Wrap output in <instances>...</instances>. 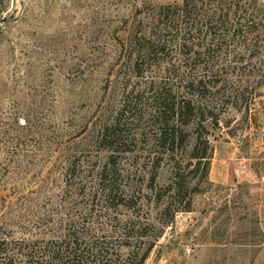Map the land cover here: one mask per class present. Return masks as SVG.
I'll list each match as a JSON object with an SVG mask.
<instances>
[{"label": "rangeland", "instance_id": "1", "mask_svg": "<svg viewBox=\"0 0 264 264\" xmlns=\"http://www.w3.org/2000/svg\"><path fill=\"white\" fill-rule=\"evenodd\" d=\"M184 2L0 0V235L52 236L62 218L99 225L109 161L122 189L137 191L134 217L152 226L144 264H264V55L252 57L256 67L245 66L248 52L236 63L239 42L230 25L218 29L224 2L232 22L246 10L263 18L264 0H189L186 19ZM172 18L179 30L165 27ZM181 36L191 54L209 55L208 67L202 56L181 64ZM158 37L162 55L146 53ZM184 70L218 84L198 98L214 113L205 121L207 176L191 158L203 129L189 126L174 160L153 146L156 86ZM239 85L253 97H232ZM117 121L127 151L114 159L100 138ZM180 186L190 209L166 211Z\"/></svg>", "mask_w": 264, "mask_h": 264}, {"label": "trees", "instance_id": "2", "mask_svg": "<svg viewBox=\"0 0 264 264\" xmlns=\"http://www.w3.org/2000/svg\"><path fill=\"white\" fill-rule=\"evenodd\" d=\"M184 1L180 16L186 19L185 17L190 13L189 0ZM225 8L224 2L221 9L223 17ZM163 12L161 13L163 14ZM226 12L225 15L229 17V9ZM254 13V11L249 12L248 10L244 13H234L235 19L232 22H227L223 17H220V25L218 23L220 30L225 29L223 28L225 25L226 27L227 24L230 25L232 39L237 40L240 44L238 50H235L236 56L233 61L240 63L243 55L248 52L245 66L252 67H256L251 60L252 57L264 55V17L257 19ZM164 15L165 17L169 16L168 11ZM165 27L179 30L181 26L178 18H172L169 24L166 22ZM226 37L225 35L221 38L226 40ZM182 38L184 39V36L179 37L180 43L175 44V54L178 53L176 54L178 57H180V53L184 55L183 59L178 58L181 64L183 62L185 64L187 59H192L193 62L197 61L202 56L205 60V67H208L209 55L200 52L191 54L187 48L186 40H182ZM161 40L159 37L157 40H149L146 53L162 55L164 43ZM186 48L187 52L184 51ZM244 68L246 67L243 66L242 69ZM187 71L184 70L182 74H176L178 79L174 78L172 83H160L156 86L151 110V118L156 127L152 138L153 146L160 151L159 155L174 160L179 150L184 149L188 144L192 133L191 130H188L189 126L195 127L192 131L203 129L202 133H197V141L191 158L197 161V165L205 166L204 176H207L210 158L206 153L211 148V144L206 136L205 121L214 113L201 105L198 98L203 96L204 91H208L209 87L213 88L218 84H212L210 75H193ZM249 87L239 85L232 90L231 96L236 100L245 97L250 99L253 97V92L249 90ZM22 125L24 124L17 122L18 129ZM111 130H114L112 134ZM120 130L117 121L110 128L107 127L100 138V142L104 143L105 148L114 151L109 158L117 159L118 152L127 151L125 145L121 146L123 143ZM4 133L7 135L9 128H5ZM23 144H25L24 140L18 143L19 146ZM109 163L111 164L109 161L106 162L102 169V178L107 179L109 183L102 184L98 190L101 192L98 203L101 210H104L99 217L100 220L97 221L99 225L84 221L79 217L70 220L62 218L64 223L58 222L52 236L28 237L26 232L16 235L11 231L3 233L0 235V264H144L154 247V240L151 238L152 226L149 222L140 221L136 216V218L134 217L132 212L140 202L137 191L122 189L116 182L117 170L111 172V168L108 167ZM112 163L114 164L115 160ZM108 171L114 175L113 178L107 177ZM166 188L165 196L158 194L156 201L164 200L174 186L170 184ZM177 191L176 195L179 198L175 203L176 206H173L172 202L167 199L166 211L190 209L191 199L186 200L185 196H182V186ZM183 202L187 204L178 206ZM124 209L130 214H119Z\"/></svg>", "mask_w": 264, "mask_h": 264}]
</instances>
